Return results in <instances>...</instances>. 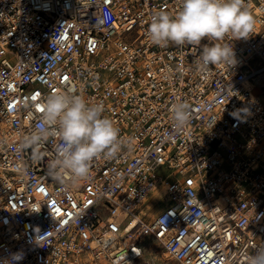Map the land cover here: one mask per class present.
Segmentation results:
<instances>
[{
    "label": "built area",
    "instance_id": "2783aa9c",
    "mask_svg": "<svg viewBox=\"0 0 264 264\" xmlns=\"http://www.w3.org/2000/svg\"><path fill=\"white\" fill-rule=\"evenodd\" d=\"M245 3L253 31L224 41L235 64L201 69V46L146 36L180 0H0V259L247 264L264 248V0ZM55 91L103 103L124 142L74 186L49 174L58 138L39 161L17 151ZM180 101L191 121L176 132Z\"/></svg>",
    "mask_w": 264,
    "mask_h": 264
},
{
    "label": "clouds",
    "instance_id": "9594fccd",
    "mask_svg": "<svg viewBox=\"0 0 264 264\" xmlns=\"http://www.w3.org/2000/svg\"><path fill=\"white\" fill-rule=\"evenodd\" d=\"M105 21L111 19L104 14ZM255 18L245 0H180V9L170 14L160 10L152 14L146 36L150 42L165 48L170 44L201 46L197 61L201 69L224 63L235 64L232 39L248 38L254 29ZM207 40L209 43L203 44ZM103 103H89L82 95L71 91H55L47 95L42 104V118L35 129L24 135L17 151L31 149V159L41 160L42 151L50 137L58 138L55 156L48 164L53 178L74 186L91 176V162L99 157L114 159L124 142L120 129L104 115ZM171 120L176 132L183 131L191 121V110L186 102H174L170 106ZM22 253H13L0 259V264H16ZM247 264H264V248H257Z\"/></svg>",
    "mask_w": 264,
    "mask_h": 264
},
{
    "label": "rangeland",
    "instance_id": "374dc122",
    "mask_svg": "<svg viewBox=\"0 0 264 264\" xmlns=\"http://www.w3.org/2000/svg\"><path fill=\"white\" fill-rule=\"evenodd\" d=\"M143 245H144V247L149 248L152 245V240L150 238L143 240ZM165 258H166V256H164V254L162 253V250H158V252L148 253V255L146 256V260L149 262V264L150 263L151 264H159L158 260L161 259V261H165ZM152 260H153V262H152Z\"/></svg>",
    "mask_w": 264,
    "mask_h": 264
},
{
    "label": "bare ground",
    "instance_id": "6f19581e",
    "mask_svg": "<svg viewBox=\"0 0 264 264\" xmlns=\"http://www.w3.org/2000/svg\"><path fill=\"white\" fill-rule=\"evenodd\" d=\"M163 254H164V256H166L167 257V253L166 252H163ZM146 259V258H145ZM147 261V260H146Z\"/></svg>",
    "mask_w": 264,
    "mask_h": 264
}]
</instances>
